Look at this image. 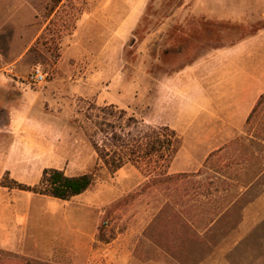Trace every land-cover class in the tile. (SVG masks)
I'll return each mask as SVG.
<instances>
[{
  "label": "rangeland",
  "instance_id": "1",
  "mask_svg": "<svg viewBox=\"0 0 264 264\" xmlns=\"http://www.w3.org/2000/svg\"><path fill=\"white\" fill-rule=\"evenodd\" d=\"M132 2L0 0V264H264V174L247 188L234 176L253 169L245 122L264 91V0H145L125 26ZM128 116L177 131L169 173L229 176L230 212L205 205L206 187L195 200L188 179L145 187L133 165L100 167L92 127ZM96 167L68 201L1 185Z\"/></svg>",
  "mask_w": 264,
  "mask_h": 264
},
{
  "label": "trees",
  "instance_id": "2",
  "mask_svg": "<svg viewBox=\"0 0 264 264\" xmlns=\"http://www.w3.org/2000/svg\"><path fill=\"white\" fill-rule=\"evenodd\" d=\"M251 124H253V138L250 140L246 138V140L253 143L251 158L253 169L249 174L242 167L235 168L234 171L236 172L234 176H240L243 188H247L248 184L264 174V92L258 96L247 116L246 127ZM89 139L101 163L100 167L106 169L109 174H114L126 165H133L145 174L147 178L144 183L145 187L152 184L178 183L188 179L194 190L192 196L195 200L202 196L201 188L206 187L207 202L205 205L217 203L222 210L226 207L224 213H229L230 208L228 207L235 204L228 194V190L233 185L227 181L230 178L225 174H221V177L202 180L199 179L203 175L202 170L195 173H169V168L181 148L180 136L175 129L169 126L146 125L134 116H128L124 125L118 127L115 123L105 119L92 127ZM236 142L238 143V140ZM220 152L221 150L211 153L206 162L212 161ZM238 160L237 165L241 164V166L246 161L245 159ZM98 168L76 176L67 175L61 169L45 168L36 184L25 185L4 177L1 185L38 196L68 201L92 186L97 177ZM207 180H210V183H206ZM220 184H223L222 189H220ZM213 185H216L215 191H211ZM224 190L227 193H224ZM194 208L195 211L198 209L197 206ZM3 260L12 264H36L32 260L17 256H7Z\"/></svg>",
  "mask_w": 264,
  "mask_h": 264
},
{
  "label": "crops",
  "instance_id": "3",
  "mask_svg": "<svg viewBox=\"0 0 264 264\" xmlns=\"http://www.w3.org/2000/svg\"><path fill=\"white\" fill-rule=\"evenodd\" d=\"M132 1H135V2L128 3L125 5L126 16H125V18H123L124 19L123 22H124L125 26L136 20L139 13L142 11V4L144 3L145 0H132ZM137 1H139V2H137ZM262 92H264V91H261L259 93V95ZM257 98H256V100H257ZM256 100H255V102H256ZM253 105H252V107H253Z\"/></svg>",
  "mask_w": 264,
  "mask_h": 264
},
{
  "label": "built area",
  "instance_id": "4",
  "mask_svg": "<svg viewBox=\"0 0 264 264\" xmlns=\"http://www.w3.org/2000/svg\"><path fill=\"white\" fill-rule=\"evenodd\" d=\"M33 79L36 83H43L45 81V75L40 69H36L33 73Z\"/></svg>",
  "mask_w": 264,
  "mask_h": 264
}]
</instances>
